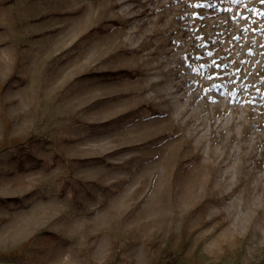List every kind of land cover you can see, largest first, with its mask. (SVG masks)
I'll list each match as a JSON object with an SVG mask.
<instances>
[{"label": "rangeland", "instance_id": "rangeland-1", "mask_svg": "<svg viewBox=\"0 0 264 264\" xmlns=\"http://www.w3.org/2000/svg\"><path fill=\"white\" fill-rule=\"evenodd\" d=\"M0 264H264V2L0 0Z\"/></svg>", "mask_w": 264, "mask_h": 264}, {"label": "snow or ice", "instance_id": "snow-or-ice-1", "mask_svg": "<svg viewBox=\"0 0 264 264\" xmlns=\"http://www.w3.org/2000/svg\"><path fill=\"white\" fill-rule=\"evenodd\" d=\"M262 2H264V0H262ZM203 67H208L207 65H204ZM219 65H217V68L219 69ZM218 75H219V72L217 71V72H214L210 77H209V79H215V78H217L218 77Z\"/></svg>", "mask_w": 264, "mask_h": 264}]
</instances>
